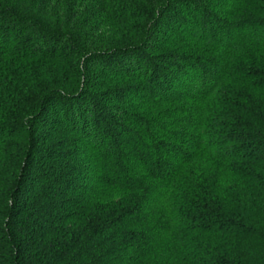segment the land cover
Instances as JSON below:
<instances>
[{
  "label": "trees",
  "instance_id": "obj_1",
  "mask_svg": "<svg viewBox=\"0 0 264 264\" xmlns=\"http://www.w3.org/2000/svg\"><path fill=\"white\" fill-rule=\"evenodd\" d=\"M0 56L75 64L0 84V264H264V0H0Z\"/></svg>",
  "mask_w": 264,
  "mask_h": 264
},
{
  "label": "rangeland",
  "instance_id": "obj_2",
  "mask_svg": "<svg viewBox=\"0 0 264 264\" xmlns=\"http://www.w3.org/2000/svg\"><path fill=\"white\" fill-rule=\"evenodd\" d=\"M74 63L69 60L67 63H43L30 60H16L11 56H0V84H2L6 91L13 89H23L30 80L37 76H43L45 80H50L61 74L62 78L75 76ZM11 97V94H10ZM6 105H11L13 100H5Z\"/></svg>",
  "mask_w": 264,
  "mask_h": 264
}]
</instances>
